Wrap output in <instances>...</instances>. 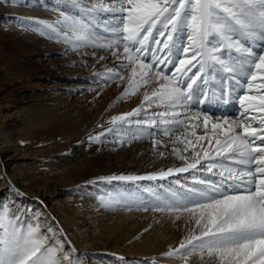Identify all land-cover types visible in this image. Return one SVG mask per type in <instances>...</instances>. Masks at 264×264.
<instances>
[{
  "label": "rangeland",
  "instance_id": "1",
  "mask_svg": "<svg viewBox=\"0 0 264 264\" xmlns=\"http://www.w3.org/2000/svg\"><path fill=\"white\" fill-rule=\"evenodd\" d=\"M84 2L97 4L98 0ZM110 14L120 15L100 10L99 20L104 23ZM64 15L72 16L62 13L58 21ZM73 16L81 18L77 14ZM87 23L99 34V39L94 38L93 44L81 46L78 52L63 53H48V47L42 49L32 37L25 38L18 32L5 30L0 24V125L15 123L17 118L27 121L28 116L15 115V112L29 109L30 102L37 105L35 108L53 101L72 107L62 135L33 144L35 133H26L22 125L11 132L15 140L12 139L10 151L1 156L6 166L0 167V209L6 208L9 216L17 214L18 223L40 224L41 232L63 243L72 264H219L215 256L205 253L201 258L198 252L185 261L181 258L184 249L172 257L166 255L179 249L181 242H186L191 235L201 232L195 223L197 216L171 210L176 203L173 193L210 187L198 181H220L219 170L214 168L213 172H208L206 166L210 161L202 159L197 168L160 178L161 172L186 167L192 160L169 158L165 152L161 155V150H156L159 145H154V141L164 140L161 129L169 125L159 123L164 118L155 115L167 105L149 106L143 99L145 92L150 95L158 86L156 78L139 87L134 94L125 96L131 73L126 68L128 62L123 46L107 49L95 46L109 43L116 37L100 40V32ZM47 31L44 25L36 33L46 44L51 42L45 34ZM59 33L66 35L64 27H59ZM50 37L53 40L52 32ZM180 39L187 46V40ZM57 46L55 48L60 49L62 44ZM5 70L8 73H4ZM117 74L123 79L117 78ZM223 85L225 96L230 98L228 90L236 87V80L227 79ZM204 88L209 94L210 86L204 85ZM142 104L144 107L139 114L127 115ZM221 106L227 108L223 110ZM189 109L200 110L202 115L208 113L213 118L231 120L236 117L239 120L244 116L238 104H219L210 111V106L193 103ZM89 114L99 121L91 136H79L78 130L69 128L68 124ZM121 116L127 117L128 122L117 121L114 125L113 118ZM137 120L157 123L154 126L137 124ZM110 128L113 131H108ZM97 135L98 140L91 139ZM215 159L219 161L223 157ZM112 176H155L156 179H104ZM224 190L233 191L229 185H225ZM108 197L123 199L108 207L103 203ZM49 227L51 232H48ZM69 237L73 239L74 249ZM81 248L85 253L78 252Z\"/></svg>",
  "mask_w": 264,
  "mask_h": 264
},
{
  "label": "snow or ice",
  "instance_id": "2",
  "mask_svg": "<svg viewBox=\"0 0 264 264\" xmlns=\"http://www.w3.org/2000/svg\"><path fill=\"white\" fill-rule=\"evenodd\" d=\"M9 2L15 3L16 0ZM98 2L105 6L106 11L119 12L120 15L114 17L118 23L105 29L115 33L116 38L95 46L106 49L114 45L123 46V54L128 62L126 68L131 73L125 96L134 94L139 87L150 84L153 77L156 78L158 86L150 95L145 92L143 99L149 106L167 105L164 111L155 114L164 118L159 123L189 127L184 120L166 117H178L180 114L175 111L176 108H189L193 103L205 104L210 99L204 88L209 79L220 80L218 102L224 101L223 82L229 77L217 76L216 65L220 66V72L233 74L236 87L228 91L232 100L239 101L243 109L241 115L260 114L259 117L248 115L239 120L236 117L231 120L223 117V123L218 117L211 125L212 136H197L194 131L191 132L190 135L196 136V141L207 139L209 146L214 140L216 147L213 152L201 146L203 155L201 151H193V160L186 167L168 169L159 174L160 178H164L186 172L197 168L203 159L210 161L206 166L207 171L213 172L217 168L221 177L216 182L198 181L210 187L188 188L184 192L173 193L176 203L171 210L197 216L195 223L201 232L191 235L186 242H181L179 249L166 255L172 257L184 249L181 258L185 261L188 256L198 252L201 258L205 253L209 257L215 256L219 264H264V0ZM108 5L113 7L109 8ZM37 23L52 28L46 21ZM58 23L71 32V37L65 35L64 39L74 48L93 44L94 38L99 39V34L91 30L90 24L77 16L64 15ZM52 30L56 31L54 28ZM180 37L187 40V46ZM226 49H234V53L230 52L227 57L217 55ZM117 78L123 79V76L117 74ZM197 81L200 83L197 84ZM212 96L215 97V92ZM143 107L142 104L127 115L135 116ZM185 119L201 120V113L188 115ZM212 120V116L203 115L202 124L206 130ZM117 121L128 122L125 116L113 118L112 123L115 125ZM253 122L257 126L254 127ZM135 123L154 126L157 122L137 120ZM162 131L165 136L172 132L167 128ZM91 139L98 140L99 135ZM176 140L184 148L173 147L172 152L180 159H186L181 152L187 151L189 145L195 148V142L191 139L185 141L180 136ZM156 144L165 146V142L160 140L154 141ZM216 157L223 159L217 161ZM225 161L231 163L226 164ZM104 179L142 180L156 177L112 176ZM225 185L233 189L232 193L224 190ZM122 199L108 197L103 203L111 207ZM17 221V214L9 216L6 208L0 209V264H62L64 261L72 264L63 243L41 232L40 224ZM51 231L49 227L48 232Z\"/></svg>",
  "mask_w": 264,
  "mask_h": 264
},
{
  "label": "bare ground",
  "instance_id": "3",
  "mask_svg": "<svg viewBox=\"0 0 264 264\" xmlns=\"http://www.w3.org/2000/svg\"><path fill=\"white\" fill-rule=\"evenodd\" d=\"M110 6L112 7V5ZM93 8H95L96 10L94 11L89 10ZM104 8L105 6L99 5V2L97 4L96 3L91 4V3L84 2V0L80 2H78V0H16L15 3H11L9 2V0H0V24H2L5 30H12L15 33L18 32L25 38L32 37L31 40L37 42L38 45L41 46L42 49H45L48 47L49 49L48 53L49 52L63 53V51L64 52L65 51H70V52L77 51L78 52L79 50H81L82 47L80 46V47L74 48L73 44L66 43L64 39L65 36H62V34L59 33V27L60 28L64 27L63 25L58 23V20L61 18V14L69 13V14H72V16L77 14L82 19L84 20L86 19L87 22L91 23L93 28H96L100 32V35H101L100 40H104L106 37H113V38L116 37L115 33L106 31L105 29L107 27H111V25L113 24L118 23V20L114 19V17L119 16L118 14L116 15L110 14L107 20H105V22L102 23L99 20L98 13L100 12V10L106 11ZM107 12L110 13V11H107ZM38 21H46L48 25H52V28L47 27V30L51 31L54 34L53 40L50 37L51 32L47 31L45 32V34L47 35L48 40L56 43V45L51 42L46 44L37 37L36 33H39V31L41 30V27H44L43 24L37 23ZM28 25H30V27ZM53 28L56 29V31H53L52 30ZM65 33L67 36L71 37V32L67 31V29H65ZM58 43L62 44V46H60V49L55 48L58 45ZM230 52L234 53V49H231V50L226 49L224 50L223 53H217V55L223 54L224 56L227 57L229 56ZM161 67H164V66L162 65ZM219 68H220L219 65L215 66L217 76H221V75L226 76V77H229L228 80L235 81V78L232 73L220 72ZM192 71L195 72L196 69L193 68ZM4 73H8V72L5 70ZM189 75H191V73H189ZM18 78L20 79V76ZM199 83L200 81H197V84ZM207 86L208 87L210 86L209 88L210 89V92H209L210 99L204 104V107L210 106V111L212 110L214 111L215 106L219 104H225V105L227 104L237 105L238 104L240 106L238 100H232L231 97L228 98L226 96L224 97V101L218 102V97H219L218 89L220 87L219 79H209V83L206 85V87ZM213 92H215V97L212 96ZM18 101L19 100H17V102ZM30 104L31 105L29 109L20 110V111L15 112V115L22 114L24 117L28 116L27 121L17 118L14 121L15 123H6L4 126L0 125V167L6 166V162H5L6 160H4L2 157L5 156V154L10 151L12 139L15 140V138L12 137L11 132L15 131V127L17 125H22L26 133L28 132H31L33 134L35 133L32 138L33 144L40 143V142H43V140L45 141L51 137L58 136L61 133L65 132L66 130L65 129V119L68 117L67 115H69L68 113H70V110L72 108L68 104L62 103L59 101H53V102H49L46 104H41L40 108H35L37 105L34 102H30ZM59 110H63V111L59 112ZM175 111L178 112L180 115L175 118L170 117V119L184 120L185 125H188L189 127L185 128L184 126H180L176 124H169L165 128L172 130V132L168 136L164 135V140L162 141L165 142V146H161L160 144H157L159 145V148H157L156 150L160 149L162 153L165 152V155H169L168 156L169 158H176V157L179 158L176 153L172 152V148L173 147L178 148V149L184 148V145L176 140V137L180 136V138L185 141L188 139L193 140L196 145L195 148L189 145L187 151L181 152V155L185 156L187 160H193V156H192L193 151H201V155H203L201 146H203V149L213 152V150L216 147L214 140L211 146H209V142L207 139L202 140V141H196V136H192L190 135V133L194 131L197 136L205 135V134H207V136H212L211 125L212 123L216 122V118H213V120L209 122L207 130H206L202 124V117H203L202 113H201V120L188 121L185 119V117L188 115H195L197 112L200 113V110H193V109L191 110L189 108H178ZM253 114L255 116L260 115L259 113L244 114L243 119L246 116L253 115ZM220 123H223L222 118L220 119ZM13 124H16V125L14 126ZM68 125H70L69 128H72V130L74 129H76L75 131L78 130L76 133L80 132L81 135L79 136H85V135L91 136L92 132H94L97 125H99V121L90 117V114H89L86 117L84 116L82 119L80 118V121L76 119V121ZM253 126L254 127L257 126L256 122H253ZM163 129H161V131ZM18 134L16 133L15 135H18ZM111 139L113 138H109V140ZM128 140L129 139H127V141ZM130 140L132 142L134 141L132 138ZM173 141H176V142L173 143ZM123 143H121V146L123 145ZM10 159L11 158H8V160ZM73 238H76V235H73ZM68 239H69V243L71 244L73 248L72 237H69ZM78 252L80 254L85 253L83 248H81V251H78Z\"/></svg>",
  "mask_w": 264,
  "mask_h": 264
}]
</instances>
